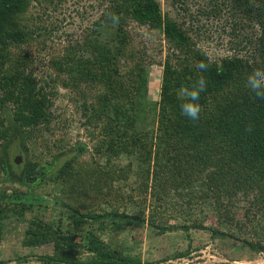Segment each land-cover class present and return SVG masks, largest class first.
<instances>
[{
	"label": "trees",
	"instance_id": "1",
	"mask_svg": "<svg viewBox=\"0 0 264 264\" xmlns=\"http://www.w3.org/2000/svg\"><path fill=\"white\" fill-rule=\"evenodd\" d=\"M62 1L0 0V186L10 185L9 192L0 188V241L4 223L21 218L23 248L31 253L51 247L49 255L32 257L36 263L144 264L119 245L105 243L100 233L116 235L144 224L157 235L195 229L233 238L231 229L244 228L247 214L264 216V99L246 86L247 76L264 68V0L208 1L200 13L205 19L225 6L248 22L233 24L231 34L254 29L240 42L247 55L211 61L195 47L189 31L161 14L156 0H100L103 8L87 33L50 56V74L39 77L37 60L24 47L50 34L38 22L48 6ZM166 1L171 8L179 2ZM33 2L42 10L37 23L28 14ZM129 22L159 32L167 45L154 103L146 99L145 65L123 29ZM105 23L114 28L108 39H99ZM201 62L208 65L206 71L197 67ZM200 76L207 90L200 95V118L193 121L182 115L178 91ZM58 87L74 95L86 135L99 136L88 163L79 159L83 151L76 146L57 145L52 154L45 148L50 160L44 164L29 150L35 137L49 130ZM145 117L148 127L141 128L138 119ZM18 154L22 162L16 161ZM120 155L127 163L111 165ZM46 184L59 186L51 205L31 192ZM238 197L245 204L242 222L236 223ZM35 206L57 209L58 216L46 220ZM192 206L209 213L216 227L193 218ZM169 219L175 224L168 225ZM261 243L262 233L257 242L241 240L253 252L264 251ZM82 253L83 261L78 258ZM15 260L25 263L26 257ZM6 263L0 258V264Z\"/></svg>",
	"mask_w": 264,
	"mask_h": 264
},
{
	"label": "rangeland",
	"instance_id": "2",
	"mask_svg": "<svg viewBox=\"0 0 264 264\" xmlns=\"http://www.w3.org/2000/svg\"><path fill=\"white\" fill-rule=\"evenodd\" d=\"M156 1L159 3L161 14L170 16L171 19L189 31L188 35L195 47L206 53L210 61L230 57L234 54L239 56L248 54L247 48L242 49L240 42L252 35L254 29L251 26L244 27L242 30H235L234 34H231L233 24L238 26V23L247 24L248 22L245 18L234 16L225 6H221L216 17L205 19L200 13L207 9V3L210 0H179L173 8L170 7L169 1ZM221 1L214 0L213 3L220 5ZM99 5L100 0H63L55 8L48 6L42 15L40 6L36 5L35 2L32 3L28 14L34 18L33 23L39 21H35V17L42 15L38 23L43 24L50 31L46 37L35 38L28 46L24 47L37 60L38 65L35 68L37 76L45 78L47 74H50V70L46 66L47 59L50 56L59 55L64 45L72 43L74 40L79 41L87 33L86 29L90 28L92 20L103 8ZM113 28L114 25L111 23L103 24L101 33L99 32V39H108ZM123 29L129 36L130 49L139 52V58L145 65L147 70L146 99L150 103H154L158 99L162 64L167 45L162 35L157 31L148 30L132 22L125 24ZM40 40H44V47H40ZM73 97L72 92L59 87L56 89L50 107L52 120L48 127L49 130H46L42 137H35L29 146L33 157L40 159L39 164H44L50 160L49 153L45 148L49 149L50 154H52L57 145H61V149L79 147L83 151L79 159L87 163L92 160L94 145L99 136L92 139L86 135L81 124L83 120L80 119L77 109L78 103ZM139 109L141 108L138 107L137 112ZM138 121L139 127H148L146 121H149V117L140 118ZM17 156H19L17 162H22L23 155L18 154ZM102 161L103 158L100 159V163H104ZM110 163L111 165L122 166L127 163V160L120 155L112 158ZM134 167L135 165L132 163L131 168ZM9 186H0V188L7 189L9 192ZM25 188H21L19 191L24 192ZM31 192L46 201L51 200L48 204L51 205L53 199L58 196L59 186L46 184L41 188L31 189ZM244 204L242 198L238 197L235 203L239 208L235 212L234 220L236 223L242 222L240 209ZM34 209L46 220H55L58 216L57 209L52 211L50 208L47 210L44 207L38 208L36 206ZM192 209L193 218L200 220L203 226L216 227V221L209 213L203 212L205 210L202 211L200 207L196 206H192ZM199 210L201 211L199 212ZM27 217L28 215L25 214L23 219ZM167 221L168 225L175 224L174 220L169 219ZM245 221V227L239 228V232L231 229V233L236 234L233 238L220 237L217 234L210 235L207 231L195 229H189L187 232L174 229L157 235L144 224L116 235L104 231L100 233V238L105 243H110L111 246L113 244L119 245L126 255L139 256L144 264L146 261L151 264H264V251L253 252L241 244L243 238L257 242L260 233L264 234V216L257 213L252 216L247 214ZM25 226V222L21 218L20 220L10 219L4 223L0 241V258L6 260V264H39L32 257L51 253L50 246L34 248L31 253L21 246ZM24 256L26 257L25 263H18L15 260ZM78 258L82 261L85 260L86 254L82 253Z\"/></svg>",
	"mask_w": 264,
	"mask_h": 264
},
{
	"label": "clouds",
	"instance_id": "3",
	"mask_svg": "<svg viewBox=\"0 0 264 264\" xmlns=\"http://www.w3.org/2000/svg\"><path fill=\"white\" fill-rule=\"evenodd\" d=\"M113 20L117 17L113 14ZM202 71H206L208 65L206 63H199L197 65ZM207 80L200 76L189 87H181L178 91V99L181 101L180 110L182 115L190 120L196 121L200 118L202 107L199 104L201 93L207 90ZM248 90L255 95V97L264 99V68L254 69L246 80Z\"/></svg>",
	"mask_w": 264,
	"mask_h": 264
},
{
	"label": "water",
	"instance_id": "4",
	"mask_svg": "<svg viewBox=\"0 0 264 264\" xmlns=\"http://www.w3.org/2000/svg\"><path fill=\"white\" fill-rule=\"evenodd\" d=\"M19 156H16V161L18 160Z\"/></svg>",
	"mask_w": 264,
	"mask_h": 264
}]
</instances>
